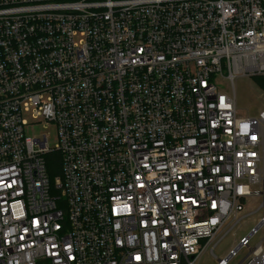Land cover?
Segmentation results:
<instances>
[{
  "label": "built area",
  "instance_id": "obj_1",
  "mask_svg": "<svg viewBox=\"0 0 264 264\" xmlns=\"http://www.w3.org/2000/svg\"><path fill=\"white\" fill-rule=\"evenodd\" d=\"M260 74L264 0H0V264L214 254L264 195V111L234 88ZM242 248L264 264V213L218 264Z\"/></svg>",
  "mask_w": 264,
  "mask_h": 264
},
{
  "label": "rangeland",
  "instance_id": "obj_2",
  "mask_svg": "<svg viewBox=\"0 0 264 264\" xmlns=\"http://www.w3.org/2000/svg\"><path fill=\"white\" fill-rule=\"evenodd\" d=\"M264 76V74H260ZM258 75V76H260ZM256 76L239 75L234 80V88L236 93V106L238 114L242 116H254L258 117L261 111H264V89L260 87L256 82ZM219 88L224 92H232V86L230 82L225 79H219ZM30 135H42L46 134L52 146H55L57 142V131L54 125H46L44 123L39 124L34 129H30ZM264 201V195L258 198H252L246 205L247 216L242 218L232 229L228 230L233 223V219H229L220 231L216 238L218 243L212 254L208 247L197 260L196 264H218V258L226 257L229 251L235 247L242 236L248 235L252 227L258 223L259 218L264 213V207L258 212H253L257 205ZM253 212V213H252ZM224 234V235H223ZM223 235V236H222ZM263 238V230H260L252 238V245L256 244ZM249 253L248 248H242L238 255L230 260L229 264H238Z\"/></svg>",
  "mask_w": 264,
  "mask_h": 264
},
{
  "label": "trees",
  "instance_id": "obj_3",
  "mask_svg": "<svg viewBox=\"0 0 264 264\" xmlns=\"http://www.w3.org/2000/svg\"><path fill=\"white\" fill-rule=\"evenodd\" d=\"M257 84L264 89V76H256ZM53 157L54 162H51L50 171L52 175H57L60 173V155L58 153H53L51 158Z\"/></svg>",
  "mask_w": 264,
  "mask_h": 264
}]
</instances>
